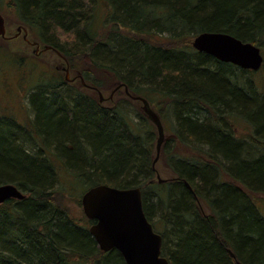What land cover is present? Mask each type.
Returning a JSON list of instances; mask_svg holds the SVG:
<instances>
[{"label": "trees", "instance_id": "16d2710c", "mask_svg": "<svg viewBox=\"0 0 264 264\" xmlns=\"http://www.w3.org/2000/svg\"><path fill=\"white\" fill-rule=\"evenodd\" d=\"M6 8L71 68L85 59V82L103 89L110 78L154 106L170 135L161 155L175 177L153 180L152 125L70 93L60 74L32 58L2 54L0 63L32 82L22 95L33 119H0V185L25 194L0 205V264H125L117 250H99L91 221L73 220L55 198L100 184L141 189L169 264H264V216L251 197L264 194V91L244 80L262 66L243 70L191 46L201 33L264 45V0H0L3 16ZM240 122L252 125L253 141L236 137L231 125ZM251 143L261 154L252 155Z\"/></svg>", "mask_w": 264, "mask_h": 264}, {"label": "water", "instance_id": "95a60500", "mask_svg": "<svg viewBox=\"0 0 264 264\" xmlns=\"http://www.w3.org/2000/svg\"><path fill=\"white\" fill-rule=\"evenodd\" d=\"M24 32L26 35L25 30ZM5 34V20L0 13V37L6 38ZM191 46L199 53L243 70L257 71L263 64L259 47L227 34L201 33L192 39ZM49 48L45 46L44 50ZM81 83L83 87L97 91L100 101H103L100 91L87 85L83 79ZM121 88L130 100L141 103L142 113L156 130V154L152 162L154 169L164 141L162 121L145 98L130 94L123 84L116 85L108 99ZM155 179L159 184L173 181L160 179L158 175ZM24 198L25 195L13 184L0 185V205L10 199L21 201ZM80 203L84 216L92 222L88 228L89 234L101 252L107 253L115 249L125 264H169L167 258L162 256V237L155 232L143 212L142 192L139 187L117 189L100 184L85 191ZM228 253L233 258L232 253Z\"/></svg>", "mask_w": 264, "mask_h": 264}, {"label": "rangeland", "instance_id": "374dc122", "mask_svg": "<svg viewBox=\"0 0 264 264\" xmlns=\"http://www.w3.org/2000/svg\"><path fill=\"white\" fill-rule=\"evenodd\" d=\"M6 10H8V12L4 14L5 26H6V34H5L6 38H0V57L2 56V54L10 53L14 56H17L22 59H26L28 61L30 58H32L33 59L32 61H34V63L41 65V67L44 70L46 69L47 71L50 72V71H54L55 69H57L58 71L56 70L57 72L55 73L60 74L63 78L64 76L66 77V74L64 72V69L66 68V62L62 59V57L57 55L52 50L42 51L44 45L41 43L38 48L36 46H33V44H29L28 42L33 43L34 41H37V40L31 35L32 33L26 26L17 22L11 10L7 8ZM19 26H22L24 29L28 31V35H26V37H25L23 30L18 34L17 29L19 28ZM108 30H109V27L106 28L104 33L107 34ZM64 40H66V36L61 38L62 42ZM161 42H163L164 45L165 44L170 45V43L167 42L165 38H162ZM171 45H173V43ZM259 49L264 59V45L260 46ZM38 51H42V52H38ZM73 64H75V68H71L70 65L68 66L69 75L67 76V80L65 81L66 85L64 86L66 90H69L70 93H73V94L82 93L86 96H89L91 99H93L97 103V106L99 108L111 109V108L117 107L121 109L123 112H126L128 116L135 118V121L140 123L139 124L140 127L144 128L147 125H151V123L147 119H146L147 122H145L143 121L142 117H139V114L144 115L141 111V103L130 100L125 95L123 88H121L114 95H112L111 99L105 100L100 103L99 98H98L99 96L97 95V93L95 91H92V90H89L83 87L78 78L80 77L79 70L84 71L85 67H87L86 60L79 58L78 60H75ZM1 69L2 71H0V119H5L6 121H11V122L15 121L17 123V126H19L23 122H26L27 124H30V122L32 123L33 112L30 109L29 99H27L26 96L22 95L23 90H27L32 85V82L29 80L28 77H24L23 78L24 80L22 81L20 78L23 76V74L20 72V70H17L16 68L10 69L9 65L6 63H0V70ZM4 70L5 72H3ZM94 74H95V77L97 78L103 76L106 79V77L100 71L97 73L94 72ZM244 76H245L244 80L246 78L252 79L254 84H257L258 86H260V88L264 91V61L262 64V68L260 69L259 72L255 73L252 76H250L249 74H245ZM86 83H88L89 85H92L87 81ZM116 85L114 84V82H112L110 78L108 80L106 79L103 82V85H101L103 89H99V91L102 93V96L105 99H107L110 96L111 91L115 88ZM252 97L254 98L256 97L257 100H260L259 98H261V96L259 95V92L257 94L252 95ZM151 107L155 109L154 106H151ZM136 118H139V120H137ZM143 124L145 126H143ZM231 126H232V129L236 137L245 138L246 140L247 138L249 139V137L250 138L252 137V141L254 140L255 137H254L252 125H249L245 122H240V123H236L237 128L234 125H231ZM164 131H165L164 141H166L167 139L170 138V135L168 134L167 130L164 129ZM27 132H29L31 136H34L32 128L27 129ZM154 138L157 139L156 130H155ZM164 141H163V144H164ZM154 143L156 144L155 140H154ZM155 144H154V151L152 152L150 156L151 161H153V159L155 158V154H156ZM254 145L255 144H252V143L247 145L252 155L254 156L255 154L256 155L261 154V149H258L259 147L254 146ZM183 149L179 151V148H178L177 153L190 155V156L195 155V153H190L188 151V148H185L184 150ZM154 171L160 177V179H163V180L169 181L175 177V174L172 172V170L170 169L168 165V161L166 160V158L162 157L161 154H160L158 161L154 164ZM156 174L154 175V179H153L155 181H156L155 177L157 176ZM67 180H68L67 177L63 178L62 182H65ZM57 188H59V185L56 186L55 189ZM79 195L81 196V194ZM79 195L75 193L73 196H70L64 193V195L57 194L55 198H57V201L68 211L70 217L73 220L81 222L83 220H86V217L83 214ZM251 197H252L253 202L257 206L258 210L262 214V216H264V194L257 193V194L252 195ZM195 206L201 215H205V216L211 215L210 211L207 209V207L202 201L198 200L197 202H195Z\"/></svg>", "mask_w": 264, "mask_h": 264}, {"label": "flooded vegetation", "instance_id": "af4514ba", "mask_svg": "<svg viewBox=\"0 0 264 264\" xmlns=\"http://www.w3.org/2000/svg\"><path fill=\"white\" fill-rule=\"evenodd\" d=\"M19 28H20V30H18L17 29V32H18V34L23 30V32H24V30L26 31V35H28V31L26 30V29H24L23 27H21V26H19ZM22 28V29H21ZM24 34H25V32H24ZM25 35V36H26ZM33 37H34V35L33 34H31ZM37 40V39H36ZM29 44H33V46H36L37 48L40 46V42L37 40V41H34L33 43H30V42H28ZM48 50H52V51H54L57 55H59L60 57H62V55H60L56 50H54L53 48H49ZM48 50H46V51H48ZM42 51H45L44 49L42 50ZM42 51H38V52H42ZM62 59H63V57H62ZM65 62H66V60L65 59H63ZM69 64L66 62V68L64 69V72H65V74H66V77L64 76V79H65V81L67 80V76L69 75ZM57 69H55L54 70V72H57L56 71ZM79 78V81H80V83H81V79H83V77L80 75V77H78ZM75 80V79H74ZM82 84V83H81ZM86 88V87H85ZM87 89H89V88H87ZM89 90H94V89H89ZM97 92V91H96ZM99 101H100V99H99ZM103 101H104V99H103ZM103 101H100V102H103Z\"/></svg>", "mask_w": 264, "mask_h": 264}]
</instances>
